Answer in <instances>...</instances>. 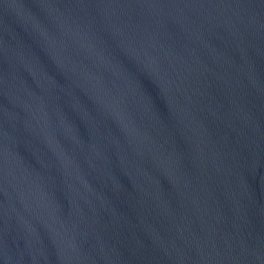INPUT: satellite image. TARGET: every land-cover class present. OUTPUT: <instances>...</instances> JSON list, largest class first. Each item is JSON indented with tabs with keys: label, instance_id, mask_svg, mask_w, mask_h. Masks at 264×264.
I'll use <instances>...</instances> for the list:
<instances>
[{
	"label": "water",
	"instance_id": "95a60500",
	"mask_svg": "<svg viewBox=\"0 0 264 264\" xmlns=\"http://www.w3.org/2000/svg\"><path fill=\"white\" fill-rule=\"evenodd\" d=\"M0 264H264V0H0Z\"/></svg>",
	"mask_w": 264,
	"mask_h": 264
}]
</instances>
